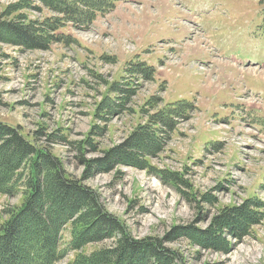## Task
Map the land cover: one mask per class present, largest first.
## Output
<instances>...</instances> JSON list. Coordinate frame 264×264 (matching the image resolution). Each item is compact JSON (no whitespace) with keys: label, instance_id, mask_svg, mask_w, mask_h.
Here are the masks:
<instances>
[{"label":"rangeland","instance_id":"1","mask_svg":"<svg viewBox=\"0 0 264 264\" xmlns=\"http://www.w3.org/2000/svg\"><path fill=\"white\" fill-rule=\"evenodd\" d=\"M115 7L88 29L67 24L50 49L1 41L0 121L97 193L134 240L175 251L172 264H264V0H120ZM57 15L39 0H0V22L42 27ZM179 102L193 110L149 158L168 175L163 181L125 155L152 114ZM23 202L22 192L0 195V225ZM247 203L259 219L249 235H226L225 251L206 246L201 236L222 210ZM117 240L88 244L61 264Z\"/></svg>","mask_w":264,"mask_h":264},{"label":"trees","instance_id":"2","mask_svg":"<svg viewBox=\"0 0 264 264\" xmlns=\"http://www.w3.org/2000/svg\"><path fill=\"white\" fill-rule=\"evenodd\" d=\"M39 1L58 15L46 19L42 27H37L35 22H0V42L28 49H50L62 40L57 34L61 28L71 23L74 28L88 29L99 16L110 14L120 0ZM3 31L12 36H4ZM144 73L149 72L144 70ZM192 107L184 102L169 103L152 114L148 124L131 135L130 152L125 155L128 164L144 168L163 181L170 180L164 171L151 165L149 158L157 155L172 138L171 134L190 115ZM111 161L107 158L104 164ZM59 164L46 148H40L0 121V195L14 196L19 192L24 195L21 207L8 210L6 220L0 225V264H61L69 253L115 237H118L116 247L91 254L79 252L67 264H172L175 261V251L170 252L157 240H134L120 219L106 210L98 194L81 181L68 178ZM253 206L247 203L240 208L222 210L212 227L201 236L208 241L206 246L225 251L231 244L227 236L240 239L249 235L259 221L258 211L251 209ZM68 227L71 239L65 246L62 242Z\"/></svg>","mask_w":264,"mask_h":264}]
</instances>
